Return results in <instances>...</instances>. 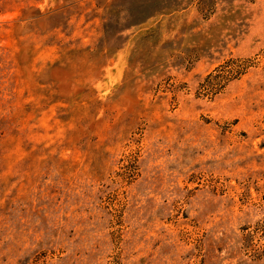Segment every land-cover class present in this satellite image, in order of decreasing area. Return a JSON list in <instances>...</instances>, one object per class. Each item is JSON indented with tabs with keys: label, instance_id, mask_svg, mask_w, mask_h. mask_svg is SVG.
Here are the masks:
<instances>
[{
	"label": "rangeland",
	"instance_id": "374dc122",
	"mask_svg": "<svg viewBox=\"0 0 264 264\" xmlns=\"http://www.w3.org/2000/svg\"><path fill=\"white\" fill-rule=\"evenodd\" d=\"M0 264H264V0H0Z\"/></svg>",
	"mask_w": 264,
	"mask_h": 264
}]
</instances>
